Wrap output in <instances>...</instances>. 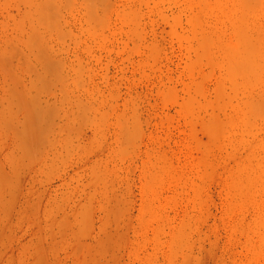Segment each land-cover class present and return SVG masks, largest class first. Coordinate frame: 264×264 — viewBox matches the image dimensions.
Segmentation results:
<instances>
[{"label": "rangeland", "instance_id": "1", "mask_svg": "<svg viewBox=\"0 0 264 264\" xmlns=\"http://www.w3.org/2000/svg\"><path fill=\"white\" fill-rule=\"evenodd\" d=\"M0 264H264V0H0Z\"/></svg>", "mask_w": 264, "mask_h": 264}]
</instances>
